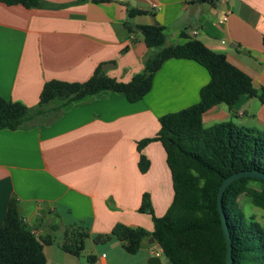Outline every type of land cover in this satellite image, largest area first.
I'll list each match as a JSON object with an SVG mask.
<instances>
[{
	"label": "crops",
	"instance_id": "crops-1",
	"mask_svg": "<svg viewBox=\"0 0 264 264\" xmlns=\"http://www.w3.org/2000/svg\"><path fill=\"white\" fill-rule=\"evenodd\" d=\"M43 2L29 8L0 2V96L7 100L36 107L46 81H85L98 66L110 77L130 80L143 72L148 55L138 26L154 20L165 28L166 45L184 42L181 33L190 36L197 29L194 38L225 54L255 88L264 87V0L199 2L192 16L190 0ZM131 8L148 12L130 17ZM208 80L198 62L171 58L135 102L102 91L62 106L44 121L1 128L0 225L13 197L37 236L59 238L44 245L46 264H146L154 254L161 264L164 255L151 235L134 254L115 238L95 244L93 237L116 224L152 232V216L139 211L142 196L149 195L155 216L164 215L173 197L172 179L159 141L140 151L149 161L144 173L137 145L157 133L161 115L195 104ZM202 121L206 127L232 121L263 129L264 104L247 98L235 114L221 103L204 112ZM70 228L89 233L88 253L82 257L61 248Z\"/></svg>",
	"mask_w": 264,
	"mask_h": 264
},
{
	"label": "trees",
	"instance_id": "trees-1",
	"mask_svg": "<svg viewBox=\"0 0 264 264\" xmlns=\"http://www.w3.org/2000/svg\"><path fill=\"white\" fill-rule=\"evenodd\" d=\"M83 1L76 0L77 3ZM196 1L212 2L190 0L189 3ZM0 2L20 4L26 8L45 4L43 0ZM146 12L137 8L128 9L130 17ZM125 25L130 28L128 23ZM138 28L148 49L142 73L122 81L108 76L98 66L85 81L52 79L43 84L36 107L0 96V129L32 125L44 113L46 106L56 100L63 101L61 108L72 101L110 91L135 102L150 90L153 75L165 60L177 58L198 62L209 74L208 82L199 90L198 101L161 115L157 133L142 139L137 145L140 153L138 167L143 173L148 170L149 161L140 152L141 149L154 140L164 147L173 188L169 207L164 215L155 216L150 197L145 193L139 211L152 216L151 233L143 228L116 224L111 232L96 234L93 242L100 244L115 238L127 253L134 254L151 235L171 264H225L226 241L216 205L217 191L223 179L235 172H264V128L240 126L232 121H221L206 127L202 116L221 103L232 110L241 95L257 98L264 104V87L255 88L251 77L230 63L225 54L210 49L184 31L181 33L184 42L166 45L162 25L147 24ZM262 42L264 45V34ZM254 182L260 186H254ZM242 194L248 195L254 206L264 209V181L242 177L224 190L222 203L231 236L232 264H264V226L243 212L240 204ZM57 228L58 225L52 226L53 230ZM88 236L85 230L66 229L61 248L79 256ZM52 240L51 236L48 239L37 236L28 227L18 213L17 201L12 197L0 225V264H46L44 245Z\"/></svg>",
	"mask_w": 264,
	"mask_h": 264
},
{
	"label": "water",
	"instance_id": "water-1",
	"mask_svg": "<svg viewBox=\"0 0 264 264\" xmlns=\"http://www.w3.org/2000/svg\"><path fill=\"white\" fill-rule=\"evenodd\" d=\"M199 2L196 1L189 9V15L192 16L198 7ZM154 24L158 25L159 22L154 20ZM106 69L105 67H103ZM247 96L241 95L240 98L234 103L233 105V113L237 112L240 107L246 102ZM242 177H252V178H257L260 180L264 181V172H261L259 170H242L239 172H235L226 178L223 179L221 182L218 191H217V196H216V205H217V210L219 213V217L221 220V226L223 230V234L225 237L226 241V262L225 264H232V243H231V236L229 233L227 221H226V216L223 210V203H222V196L224 193L225 188L234 180L242 178ZM154 240L153 237L150 238V241L152 242ZM160 263V257L158 255H151L148 257L146 264H159Z\"/></svg>",
	"mask_w": 264,
	"mask_h": 264
},
{
	"label": "rangeland",
	"instance_id": "rangeland-1",
	"mask_svg": "<svg viewBox=\"0 0 264 264\" xmlns=\"http://www.w3.org/2000/svg\"><path fill=\"white\" fill-rule=\"evenodd\" d=\"M61 103H63L62 100L58 101H53L51 103H49L46 108L49 110L47 114L38 117L39 121H44L46 118H50L51 116H54L57 113V109L60 108ZM45 108V110H46ZM52 108H55V110H52ZM254 186H260V184L258 183H253ZM240 204L242 207L243 212L246 214L247 217H249L250 219H253L257 222H259L261 225L264 226V209H261L259 207H256L252 204L251 199L248 195L246 194H242L240 196ZM52 238L58 240V236L56 234H53ZM116 240V239H114ZM90 240L88 238H85L84 240V249L81 251V254L79 256L82 257V255L88 253V247L90 245ZM144 244V243H143ZM156 255V254H154ZM162 259V263L161 264H171L166 258L165 256H161Z\"/></svg>",
	"mask_w": 264,
	"mask_h": 264
},
{
	"label": "built area",
	"instance_id": "built-area-1",
	"mask_svg": "<svg viewBox=\"0 0 264 264\" xmlns=\"http://www.w3.org/2000/svg\"><path fill=\"white\" fill-rule=\"evenodd\" d=\"M153 7H155V4L153 5ZM197 34H198V30L197 29H192L190 31V35L193 36V37L196 36ZM159 252L160 253L163 252L162 248H159ZM101 256L103 257V256H105V254H102ZM93 264H100V263L98 261H95V262H93Z\"/></svg>",
	"mask_w": 264,
	"mask_h": 264
}]
</instances>
